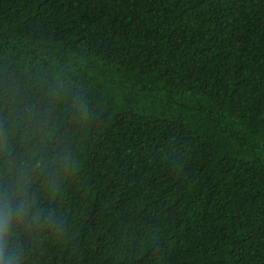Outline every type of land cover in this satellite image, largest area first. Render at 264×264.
Masks as SVG:
<instances>
[{"label":"trees","instance_id":"1","mask_svg":"<svg viewBox=\"0 0 264 264\" xmlns=\"http://www.w3.org/2000/svg\"><path fill=\"white\" fill-rule=\"evenodd\" d=\"M4 189L17 264H264V0H0Z\"/></svg>","mask_w":264,"mask_h":264},{"label":"clouds","instance_id":"2","mask_svg":"<svg viewBox=\"0 0 264 264\" xmlns=\"http://www.w3.org/2000/svg\"><path fill=\"white\" fill-rule=\"evenodd\" d=\"M0 205L6 210L3 224H0V233H6L10 239L13 234L12 220L20 218L24 212V205L22 201L16 200L8 189L0 193ZM0 264H17L16 254L8 248L7 241L0 243Z\"/></svg>","mask_w":264,"mask_h":264}]
</instances>
